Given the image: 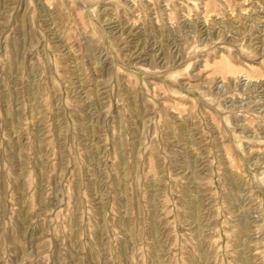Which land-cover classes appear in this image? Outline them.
<instances>
[{"label":"rangeland","instance_id":"1","mask_svg":"<svg viewBox=\"0 0 264 264\" xmlns=\"http://www.w3.org/2000/svg\"><path fill=\"white\" fill-rule=\"evenodd\" d=\"M0 264H264V0H0Z\"/></svg>","mask_w":264,"mask_h":264}]
</instances>
